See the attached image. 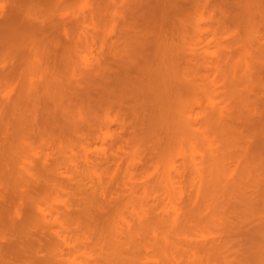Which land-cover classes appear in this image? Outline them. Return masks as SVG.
<instances>
[{"label":"rangeland","instance_id":"obj_1","mask_svg":"<svg viewBox=\"0 0 264 264\" xmlns=\"http://www.w3.org/2000/svg\"><path fill=\"white\" fill-rule=\"evenodd\" d=\"M10 16L14 27L5 37ZM97 24L99 31L93 27ZM160 25L176 84L153 91L148 80L155 76L146 57L162 45L155 38ZM83 31L95 41L81 54L90 59L99 56L101 31L108 32L109 86L71 90L76 97L65 98V110L51 107V115L38 118L45 140L34 137L24 174L33 203L21 200L12 187L5 195L9 212L20 206L38 233L41 248L23 258L69 264L94 249L100 225L109 231V243L131 246V235H140L134 246L137 264H150L145 244L154 233L178 234L180 246L202 251L200 234L208 219L202 217L203 201L193 202L198 175L181 138H199L201 132L213 137L218 126L204 118L211 113L209 100L229 105L237 145L247 152L253 144L254 166L263 177L264 0H2L0 63L8 70L0 73V84L8 92L0 102V150L17 138L10 119L28 83L29 51L44 42L51 61L65 72ZM65 35L71 45H61ZM81 78L79 73L71 83ZM200 151L197 164L210 166L208 159L201 163ZM241 156L232 150L222 156L228 172L237 169ZM4 158L0 151V172ZM71 181L81 184L77 191L68 187ZM58 196L78 213L94 212L78 225L54 204ZM51 246H64V256L46 253Z\"/></svg>","mask_w":264,"mask_h":264},{"label":"bare ground","instance_id":"obj_2","mask_svg":"<svg viewBox=\"0 0 264 264\" xmlns=\"http://www.w3.org/2000/svg\"><path fill=\"white\" fill-rule=\"evenodd\" d=\"M12 21L13 16H10L3 27L5 37L8 33L6 31L14 27ZM93 27L100 30L98 24ZM158 32L159 35H155V38L162 45L159 46V50L154 51L153 56L146 57L155 76L153 80H148L150 82L148 85L153 91L155 88L172 89L176 84L174 77L177 71L173 59L169 56L171 52L166 50V44L163 43L165 39L163 25L159 26ZM101 33L102 36L98 40L99 56L91 55L90 59L81 54L90 48L91 42L95 41H90L87 32H81L75 47L77 56L72 62H68L65 72H61L59 66L51 61L44 42L29 51V65L26 69L28 83L21 90L20 100L17 107H14L15 114L12 113L10 119L14 122L17 138H9V145L0 150L1 155L5 157L0 172V236L7 244L4 247L6 259L0 261V264H38L34 258H25L41 248L40 241L37 240L38 233L30 225V219L22 214L20 206L9 212L5 195L8 187H12L18 190L21 200L31 198L33 203L28 193L30 190L26 188L28 180L24 174L28 172L29 159L37 143L34 137L41 133L38 126L40 115L42 113L51 115L53 110L51 107L65 110V106L69 104L64 103L65 98L76 97V93L70 95L71 90L109 86L108 32L101 31ZM64 73L69 74L70 77L65 79ZM79 73L82 76L81 80L72 84L71 80ZM35 75H40L41 78L34 79ZM38 83L42 84L41 90L35 87ZM7 92L6 85L0 84V102L3 101V94ZM209 101L211 116L204 118L208 123H216L218 132L214 133L213 137L203 135L201 132L199 138L187 136L181 138L185 140L184 144L188 148L198 175V180L194 184L196 194L193 202L197 205L203 201L205 208L202 217L208 219L206 232L200 234L205 245L200 248L202 251L197 248H185L178 243L181 240L178 234L154 233L150 242L145 244L148 253L146 261L150 264H264V175L262 177L254 166L253 144L247 152L241 151L237 145L236 137L232 132V109L229 105L223 108L214 101ZM161 106L162 104L155 106L157 108L153 112H157ZM140 112L145 118L143 111ZM95 118L96 115H93V119ZM134 118L137 120L136 117ZM213 118L216 119L215 122H211ZM10 128L13 130L12 125ZM10 128L7 127L8 132ZM40 137L44 138L42 141L45 140L44 135ZM198 148L202 151L199 152L202 157L201 163H205L208 159L210 166L197 164ZM262 148H264V137L261 138L259 151ZM230 150L243 156L239 157L237 169L228 172L224 167L222 156ZM80 186V183L72 181L68 185L76 191ZM57 187L59 191L63 190L62 185ZM64 201L58 196L54 204L62 208L66 217L74 219L78 225L83 220L86 221L91 216V212H94L92 210L78 213L73 208L67 207ZM35 205L38 207L36 202ZM98 229L102 235L97 243H92L94 249L85 250L69 259V264H137L134 246L137 238L141 239L140 235L132 234V245L127 246L120 241L112 243L110 240L109 243V231L102 225ZM63 251L64 246H51L45 249L46 253L55 258L63 257Z\"/></svg>","mask_w":264,"mask_h":264},{"label":"clouds","instance_id":"obj_3","mask_svg":"<svg viewBox=\"0 0 264 264\" xmlns=\"http://www.w3.org/2000/svg\"><path fill=\"white\" fill-rule=\"evenodd\" d=\"M0 2H2V0H0ZM63 42H61V45H71V38L67 35L63 36ZM61 52H63V47H61ZM8 70V66L5 65V64H2L0 63V73H4ZM5 245H7L5 242H4V239L2 236H0V261H3L6 259V256H5V251H4V247Z\"/></svg>","mask_w":264,"mask_h":264}]
</instances>
